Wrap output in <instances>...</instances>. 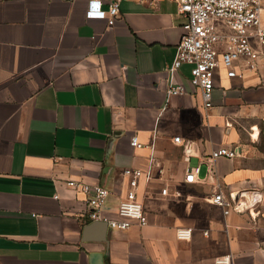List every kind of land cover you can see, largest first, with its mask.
Listing matches in <instances>:
<instances>
[{
	"label": "crops",
	"instance_id": "obj_1",
	"mask_svg": "<svg viewBox=\"0 0 264 264\" xmlns=\"http://www.w3.org/2000/svg\"><path fill=\"white\" fill-rule=\"evenodd\" d=\"M88 5L0 0V264H264V61L236 62V77L220 64L207 109L191 66L169 71L187 22L178 0H123L112 28ZM172 83L186 93L168 100ZM219 148L238 156L207 163ZM152 154L163 173L138 190L148 225L85 237L93 223L67 182L108 188L116 218L124 171H147ZM218 190L255 206L226 216Z\"/></svg>",
	"mask_w": 264,
	"mask_h": 264
},
{
	"label": "built area",
	"instance_id": "obj_2",
	"mask_svg": "<svg viewBox=\"0 0 264 264\" xmlns=\"http://www.w3.org/2000/svg\"><path fill=\"white\" fill-rule=\"evenodd\" d=\"M123 0H89L87 18L107 20L109 26H115ZM179 11L187 18L184 34L177 48L175 60L169 67L171 74H175L182 66H191V84L198 88L203 96L205 107L212 108L213 91L216 87V72L222 64L228 69L229 77H236L234 64L242 59L247 61L249 69H257L264 61V0H178ZM107 6V9L105 7ZM183 85L172 83L167 97L184 95ZM176 143L184 144L186 154L192 153L188 143L180 136L175 137ZM131 144L136 148L143 145L137 136L131 138ZM153 147V146H152ZM238 153L234 149L219 148L214 150L206 159L209 164L219 158L235 159ZM155 171L163 173L158 158L152 154L150 167L147 171L128 168L124 176L128 178L129 189L117 208V217L105 215L111 191L101 185L92 186L77 180H70L67 186L77 194L84 196L86 210L83 216L92 223L105 222L113 230L127 231L135 224L140 227L148 225V216L144 203L139 199L138 190L142 181L150 183L155 178ZM199 167L191 168L186 174L188 184L197 181ZM163 196H168V189L162 190ZM58 198V196H57ZM245 195L225 197L222 190H218L213 203L224 210L226 216L231 212H251L255 206L245 200ZM255 202L260 200L257 195ZM181 237H187L181 233ZM216 264H231V256L220 258Z\"/></svg>",
	"mask_w": 264,
	"mask_h": 264
},
{
	"label": "water",
	"instance_id": "obj_3",
	"mask_svg": "<svg viewBox=\"0 0 264 264\" xmlns=\"http://www.w3.org/2000/svg\"><path fill=\"white\" fill-rule=\"evenodd\" d=\"M97 226H102V227H106L108 228V224L105 223V222H95L89 226H87V228L85 229V237ZM91 239L90 238H86V241H90Z\"/></svg>",
	"mask_w": 264,
	"mask_h": 264
},
{
	"label": "rangeland",
	"instance_id": "obj_4",
	"mask_svg": "<svg viewBox=\"0 0 264 264\" xmlns=\"http://www.w3.org/2000/svg\"><path fill=\"white\" fill-rule=\"evenodd\" d=\"M263 21H264V16H263Z\"/></svg>",
	"mask_w": 264,
	"mask_h": 264
}]
</instances>
